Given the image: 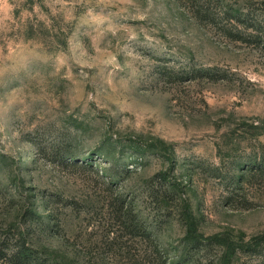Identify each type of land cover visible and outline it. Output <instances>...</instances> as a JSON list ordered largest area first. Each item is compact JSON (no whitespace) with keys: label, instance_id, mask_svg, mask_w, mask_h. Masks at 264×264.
<instances>
[{"label":"rangeland","instance_id":"obj_1","mask_svg":"<svg viewBox=\"0 0 264 264\" xmlns=\"http://www.w3.org/2000/svg\"><path fill=\"white\" fill-rule=\"evenodd\" d=\"M244 13L264 0H0V243L264 264V37Z\"/></svg>","mask_w":264,"mask_h":264},{"label":"trees","instance_id":"obj_2","mask_svg":"<svg viewBox=\"0 0 264 264\" xmlns=\"http://www.w3.org/2000/svg\"><path fill=\"white\" fill-rule=\"evenodd\" d=\"M231 16L238 21L245 22L249 29L261 32L264 37V14L244 13V17L237 14H231ZM1 242L0 264H65L45 255L42 250L31 244L25 234H11Z\"/></svg>","mask_w":264,"mask_h":264}]
</instances>
